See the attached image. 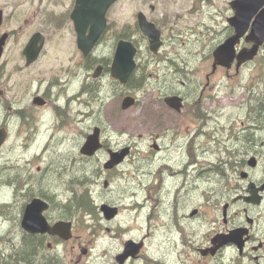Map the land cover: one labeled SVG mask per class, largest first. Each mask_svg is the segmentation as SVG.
<instances>
[{
	"label": "flooded vegetation",
	"instance_id": "obj_1",
	"mask_svg": "<svg viewBox=\"0 0 264 264\" xmlns=\"http://www.w3.org/2000/svg\"><path fill=\"white\" fill-rule=\"evenodd\" d=\"M237 1L216 5L214 0H143L131 12V25L125 26L121 18L130 6L118 0L106 13V29L96 47L84 54L77 45V23L89 22L85 12L97 4L0 0V132H6L0 147V264H168L163 246L158 247V258L149 255L147 244H154L156 231L163 237L160 244H176L177 264H264L262 93L253 96L244 116L231 122L228 145L211 165L215 175L205 179L210 184L207 189L195 186L193 198L187 200L186 192L181 196L177 188L193 187L203 173L189 180L184 171L178 181L168 176L177 182L162 191L165 170L180 164L173 163L169 152H183L190 159L196 142L214 138V74L193 75L194 70L186 67L185 59L202 55L192 51L200 41L193 36L202 34L193 27L202 29L221 19L230 36L234 24L253 26L264 5L237 20ZM139 14L148 20L146 32L138 23ZM83 32L88 36L91 27ZM36 34L42 35L43 46L37 59L28 62L26 49ZM121 41L136 49V69L126 83L112 71ZM139 90L149 97L147 125L145 133L129 135L142 143L119 144L115 140L121 133L108 122L119 121L122 98ZM103 91V101L109 104L100 107L101 120L94 118V123L102 122L103 130L108 123L109 136L101 133L102 149L88 157L82 146L92 132L90 106L99 104ZM168 97L182 98V108L168 106ZM256 97L258 106L252 108ZM70 135V145L53 141L61 137L68 142ZM123 149L128 152L123 163L107 169L111 155ZM76 153L80 164L73 162V179L67 181L65 163ZM35 156L43 161L36 170ZM94 162L99 171L96 185L77 178L81 171L86 177L89 163ZM137 168L151 175L144 180L143 172L133 179L130 171ZM56 182L69 183V189L50 186ZM100 184L102 198L96 193ZM126 185L130 194L123 190ZM89 193L96 202H91ZM141 199H145L144 216L139 212ZM98 202L100 206H94ZM103 207L113 211L107 214ZM59 223L72 227H64L60 236L55 232ZM24 225L39 226L38 233H28ZM12 227H17L15 233L4 234ZM17 237L20 242L11 244ZM127 242L138 249L127 247Z\"/></svg>",
	"mask_w": 264,
	"mask_h": 264
},
{
	"label": "rangeland",
	"instance_id": "obj_2",
	"mask_svg": "<svg viewBox=\"0 0 264 264\" xmlns=\"http://www.w3.org/2000/svg\"><path fill=\"white\" fill-rule=\"evenodd\" d=\"M228 0H214V4H226ZM203 28V32L205 33V36H203V43L202 44H197L194 45L195 48H197L199 51H211V49L215 46H217L220 41L224 40V33L223 30L224 28L218 27V28ZM197 32H200L199 29L193 27ZM213 32L214 34H211L209 32ZM214 37V41H211V38ZM210 38V39H209ZM105 51H109V48L107 46H104ZM186 61V67L188 70L193 69L194 74L197 75L199 72H210L211 71V60L209 58H196V59H185ZM259 62L261 65L259 66ZM176 67V66H172ZM252 67V66H251ZM250 67V68H251ZM257 67L264 68V54L258 60ZM248 68L247 70L241 71L238 75L235 72V69L232 68L230 71V74L227 75L225 69L218 70L217 73L214 75V138L212 140L209 139H200V142H196V149L193 153V156L189 159L187 154H184L183 152H169V156L171 160H173V163L179 164L178 167L176 166H169L167 167L168 170H165V175H164V181L165 185L163 186V189H167L169 185L175 184L178 180L182 179L184 175V171L187 172L188 179L193 180L195 177L199 174L200 171H203L201 174L202 179L199 180L193 187H187L186 190L180 186L177 188V191H179L180 195L182 196L186 192V198L187 200L193 198L194 194L192 190L197 187V190L202 189H207L210 184H208L205 179L210 176L211 178L214 177L215 173L212 171V164L216 162L218 159L219 153L228 145V137H227V130L233 121L234 118L242 117L244 116L246 109L244 108L245 104L248 101V93L246 91V88L251 85V83L256 84V91L258 89L264 90V75H254V71L250 70ZM192 76V75H191ZM189 76V78L191 77ZM106 98V92L103 91V93L100 96V101L98 105H94L91 107V111H95L92 116L96 120H101V113H100V107L104 105L105 107L108 106L109 101H103V98ZM137 97L139 100V103L136 108L123 112L120 118V121H116L114 119L113 122H108L111 123L112 125H117V132L121 133L120 138L115 140V142L119 144H129L132 141L137 142L138 144H141L142 142L140 140L136 139H131L130 135L128 134L129 131H134V132H129V133H135V132H142L145 133V128H146V121L148 118V110H147V103H148V94L147 91H139L137 93ZM261 100L263 101V95L261 96ZM91 119V123H93L94 119ZM131 123H136L137 126L134 124L132 125ZM97 127L103 128V123L99 122L97 124ZM108 130V124H107V129L104 128V132L106 136H109L107 133ZM69 141L64 143V139L61 137H56V139L53 141L58 142L60 144H65V145H70L71 141L73 139L71 138V135L68 136ZM58 139V140H57ZM60 139V140H59ZM16 140H13L11 142V145L13 142ZM74 141H77V139H74ZM114 140H110V142ZM142 147V146H141ZM144 148V147H142ZM8 150L6 151V153ZM5 153V154H6ZM48 154L44 156L46 158ZM79 154L71 155L68 157L66 160V166H65V171L66 173V179L67 181L73 179L71 176V168L73 165V162L76 161V163L80 164V160L78 159ZM176 160V161H175ZM204 160V161H203ZM45 163L49 165V161L45 160ZM187 161V165H186ZM42 165V164H41ZM39 165V166H41ZM37 166V165H36ZM90 170L88 175L85 177V172L81 171L77 173V178L82 179L86 178L90 180L92 183L96 185V179L99 175V171L96 167V162L94 163H89ZM100 166V165H99ZM176 169L180 170V174L176 173ZM137 171H130V173L133 176V179H136L137 177H142L143 172L139 168L136 169ZM172 173H175L176 175H172ZM151 174L149 172L144 173V180H147ZM177 177L176 182H172L169 180V177ZM137 180V179H136ZM55 184H60L63 190H68L69 189V183H62V182H56L53 184H50V186L55 185ZM137 185V183L135 184ZM102 187L100 184L99 189L96 190L97 195L101 196L103 192L101 191ZM125 194H130L131 189L129 188L128 185L125 186L123 189ZM136 190V189H135ZM161 191V193H162ZM90 197L94 199V201L91 200V202H96V198L89 193ZM132 195H136V193H133ZM140 195H143L141 193ZM137 196V195H136ZM166 196V194L163 197ZM201 199L200 195L197 198V200ZM145 199H141L140 202L143 204ZM162 199H160V202L162 204ZM165 202V201H164ZM99 203V202H98ZM199 203L204 206V202L201 200ZM167 206V205H166ZM167 212H169L171 215H175L173 212H171L168 209L167 206ZM182 216V214H180ZM178 216V214H177ZM17 231V227H12V229L9 231L7 230L4 234H11L15 233ZM167 235L175 236L169 233H165ZM151 237L152 233H151ZM163 239V237H160ZM160 238L156 240V243L153 244L150 242L148 243L147 246L149 255L154 256L155 258H158L160 255L157 253L158 247L161 250V247H164L165 255L163 254L162 256L165 258L166 262L168 264H177V253H176V244H172L170 246L168 242H163L160 244ZM20 242V238L17 237L14 239V242L11 243L13 245H17ZM167 255V256H166ZM179 264V262H178Z\"/></svg>",
	"mask_w": 264,
	"mask_h": 264
},
{
	"label": "water",
	"instance_id": "obj_3",
	"mask_svg": "<svg viewBox=\"0 0 264 264\" xmlns=\"http://www.w3.org/2000/svg\"><path fill=\"white\" fill-rule=\"evenodd\" d=\"M115 0H91L92 4H97L99 7H97L98 10H90L88 12H85V14L89 15V22L87 25L93 23L91 33H90V41L85 40L84 34L80 33L81 39L79 40V48L83 50L84 54H87L90 52L92 47L94 46L97 39L100 37L101 32L103 31L104 25H105V12L107 11V8L114 2ZM85 26V25H84ZM87 28L83 27V24L77 23V29L78 31L85 30ZM258 30V36H260L259 39L255 40L256 47L253 50V53L249 55L246 51H243L241 53L242 58H239V64L240 65L246 61L253 58V56L257 52L258 46H261L264 43V21H262L261 25L257 27ZM238 35L234 37V45H232V49L230 48L228 50L229 41L225 43L222 47L217 49L215 52V65L222 64L226 65L227 68L231 67V63L235 59V44L238 42L239 38L244 34L243 31H239V28L237 29ZM134 53L135 51L132 49V47L127 43H121L118 46V50L116 53V58L114 61V72L115 74L121 78L122 82H126V80L129 78L131 72L133 71L135 67L134 62ZM247 54L248 56L246 57ZM228 63V65H227ZM214 69V65H213ZM134 100L131 98H127L124 101L123 108L128 109L129 107L133 106ZM181 104V103H180ZM98 149V140L97 136L91 137L87 143L84 146L83 152L92 155L96 150ZM115 158L112 163H110L107 167L111 168L115 164H117L122 157V155H113ZM110 212V211H109ZM63 225L70 227V224H59L57 227L63 228Z\"/></svg>",
	"mask_w": 264,
	"mask_h": 264
},
{
	"label": "bare ground",
	"instance_id": "obj_4",
	"mask_svg": "<svg viewBox=\"0 0 264 264\" xmlns=\"http://www.w3.org/2000/svg\"><path fill=\"white\" fill-rule=\"evenodd\" d=\"M175 175H176V174H175ZM177 177H178V176H177ZM177 177H173V179H174V180H176V179H177Z\"/></svg>",
	"mask_w": 264,
	"mask_h": 264
}]
</instances>
